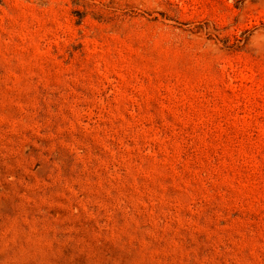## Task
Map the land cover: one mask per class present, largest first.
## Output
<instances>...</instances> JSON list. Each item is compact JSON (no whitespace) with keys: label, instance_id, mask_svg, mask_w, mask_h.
<instances>
[{"label":"rangeland","instance_id":"374dc122","mask_svg":"<svg viewBox=\"0 0 264 264\" xmlns=\"http://www.w3.org/2000/svg\"><path fill=\"white\" fill-rule=\"evenodd\" d=\"M0 264H264V0H0Z\"/></svg>","mask_w":264,"mask_h":264}]
</instances>
